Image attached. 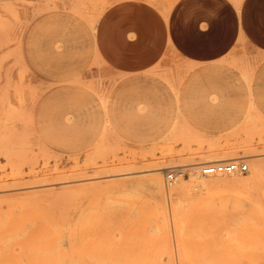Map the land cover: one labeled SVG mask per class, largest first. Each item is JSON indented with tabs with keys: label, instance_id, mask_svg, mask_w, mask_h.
Returning <instances> with one entry per match:
<instances>
[{
	"label": "rangeland",
	"instance_id": "1",
	"mask_svg": "<svg viewBox=\"0 0 264 264\" xmlns=\"http://www.w3.org/2000/svg\"><path fill=\"white\" fill-rule=\"evenodd\" d=\"M114 1L0 0V264H264V44L224 78L253 123L148 139L171 99L101 58ZM229 158L247 172L196 171Z\"/></svg>",
	"mask_w": 264,
	"mask_h": 264
},
{
	"label": "crops",
	"instance_id": "2",
	"mask_svg": "<svg viewBox=\"0 0 264 264\" xmlns=\"http://www.w3.org/2000/svg\"><path fill=\"white\" fill-rule=\"evenodd\" d=\"M95 44L112 71L171 99V133L148 139L224 140V125L253 123L230 106L242 90L224 78L264 44V0H116L97 18Z\"/></svg>",
	"mask_w": 264,
	"mask_h": 264
},
{
	"label": "built area",
	"instance_id": "3",
	"mask_svg": "<svg viewBox=\"0 0 264 264\" xmlns=\"http://www.w3.org/2000/svg\"><path fill=\"white\" fill-rule=\"evenodd\" d=\"M248 170V164L243 159L221 160L204 162L197 166V170L201 175H216V174H232L245 173ZM175 176L174 170H171L165 176V182L168 184Z\"/></svg>",
	"mask_w": 264,
	"mask_h": 264
},
{
	"label": "bare ground",
	"instance_id": "4",
	"mask_svg": "<svg viewBox=\"0 0 264 264\" xmlns=\"http://www.w3.org/2000/svg\"><path fill=\"white\" fill-rule=\"evenodd\" d=\"M232 159H236V158H229V159H218V161H221V160H232ZM212 161H217V160H212ZM188 162V161H187ZM234 174V173H232ZM169 184V183H168Z\"/></svg>",
	"mask_w": 264,
	"mask_h": 264
}]
</instances>
